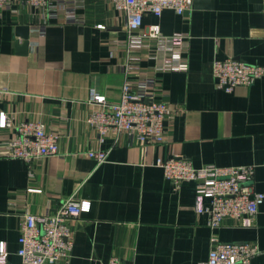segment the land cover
<instances>
[{"label": "crops", "instance_id": "crops-1", "mask_svg": "<svg viewBox=\"0 0 264 264\" xmlns=\"http://www.w3.org/2000/svg\"><path fill=\"white\" fill-rule=\"evenodd\" d=\"M75 1L77 23L67 21L62 3L51 18L23 0L0 10L5 264H23L17 255L21 216L53 215L70 196L81 203V215L70 221L73 248L63 264H107L113 256L132 264H205L217 242L255 246L259 254L251 264H264V201L252 226L225 218L213 229L208 216L194 211L195 184L174 189L156 166L173 156L194 167L250 166L249 185L264 194V77L227 92L213 76L216 60L264 66V0H193L182 15H145L141 31L158 24L164 36H186L181 56L187 69L167 70L162 47L150 40L133 52L139 62L131 74L123 14L110 0ZM25 27L28 42L18 31ZM126 80L153 81L155 99L174 110L163 144L140 143L124 132L101 135L87 124L91 94L118 103ZM3 116L11 128L1 127ZM26 120L60 136L57 154L31 162L4 156V143ZM90 151L107 152V160L97 164Z\"/></svg>", "mask_w": 264, "mask_h": 264}, {"label": "built area", "instance_id": "built-area-1", "mask_svg": "<svg viewBox=\"0 0 264 264\" xmlns=\"http://www.w3.org/2000/svg\"><path fill=\"white\" fill-rule=\"evenodd\" d=\"M17 0H0V10ZM25 4L46 14L56 16L57 3L66 6L68 22L82 21L74 16L80 6L75 0H23ZM193 0H110L112 8L123 14L127 32L126 73L138 69L139 57L133 52L142 49L154 40L162 47L165 65L170 71H185L181 51L185 35L164 36L158 24L143 28V18L147 14L159 17L164 10H172L182 15L191 9ZM46 10V11H45ZM42 26V25H40ZM213 76L218 87L230 92L235 87H249L257 79L264 77V66L227 58L213 63ZM159 88L153 81L126 80L121 87L118 103H109L105 96L93 92L89 98L92 111L86 119L88 125L99 134L108 131L124 132L134 136L140 143L159 145L167 136L164 124L172 119L174 110L166 103L156 100ZM6 94L0 89V101ZM11 120L3 116L1 127L11 128ZM14 134L4 143V156L26 162L46 158L58 153L60 136L47 132L41 121L26 120L15 127ZM87 156L97 164L107 160V152L90 151ZM156 166L174 189L182 183L195 184L194 211L208 216V225L216 229L225 218H232L243 227H250L264 201L263 193L253 192L249 182L253 177L250 166L217 167L206 165L194 167L183 156H173L166 160L157 159ZM208 201V204L205 202ZM81 215V203L73 196L65 199L53 215L24 214L20 218L17 255L23 264H63L69 261L73 240L69 229L70 221ZM259 254L255 246L247 243L230 244L217 242L209 251L205 264H251ZM6 263V253L0 251V264ZM107 264H132L123 262L116 256Z\"/></svg>", "mask_w": 264, "mask_h": 264}, {"label": "water", "instance_id": "water-1", "mask_svg": "<svg viewBox=\"0 0 264 264\" xmlns=\"http://www.w3.org/2000/svg\"><path fill=\"white\" fill-rule=\"evenodd\" d=\"M18 31H23V33L21 34V36L25 40V42H28V37H29L28 27L19 28Z\"/></svg>", "mask_w": 264, "mask_h": 264}]
</instances>
